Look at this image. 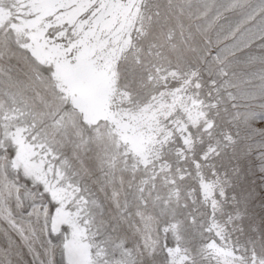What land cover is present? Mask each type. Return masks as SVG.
<instances>
[{
	"label": "snow or ice",
	"instance_id": "6c2138e0",
	"mask_svg": "<svg viewBox=\"0 0 264 264\" xmlns=\"http://www.w3.org/2000/svg\"><path fill=\"white\" fill-rule=\"evenodd\" d=\"M0 264H264V0H0Z\"/></svg>",
	"mask_w": 264,
	"mask_h": 264
}]
</instances>
